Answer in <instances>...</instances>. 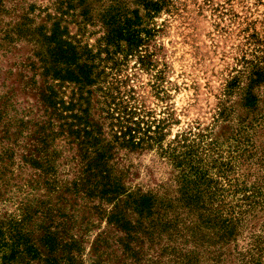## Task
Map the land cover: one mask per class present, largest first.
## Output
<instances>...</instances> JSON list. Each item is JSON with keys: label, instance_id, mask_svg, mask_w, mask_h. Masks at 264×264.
<instances>
[{"label": "rangeland", "instance_id": "rangeland-1", "mask_svg": "<svg viewBox=\"0 0 264 264\" xmlns=\"http://www.w3.org/2000/svg\"><path fill=\"white\" fill-rule=\"evenodd\" d=\"M0 264H264V0H0Z\"/></svg>", "mask_w": 264, "mask_h": 264}]
</instances>
